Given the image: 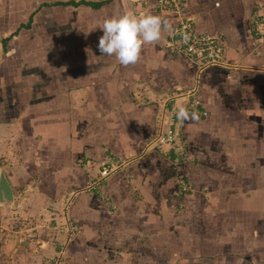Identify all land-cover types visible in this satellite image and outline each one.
<instances>
[{"label": "crops", "instance_id": "crops-1", "mask_svg": "<svg viewBox=\"0 0 264 264\" xmlns=\"http://www.w3.org/2000/svg\"><path fill=\"white\" fill-rule=\"evenodd\" d=\"M42 1L52 0H0V37ZM88 1L103 2L42 6L6 51L0 43L13 181L51 200L69 195V264H264V36L250 23L258 0L184 8L198 32L219 35L227 65L174 51L164 32L127 67L97 50L103 19L125 6L177 15L156 12L155 0ZM181 103L199 119H176ZM171 116L175 140L158 143ZM102 160L116 166L104 178Z\"/></svg>", "mask_w": 264, "mask_h": 264}, {"label": "rangeland", "instance_id": "rangeland-1", "mask_svg": "<svg viewBox=\"0 0 264 264\" xmlns=\"http://www.w3.org/2000/svg\"><path fill=\"white\" fill-rule=\"evenodd\" d=\"M12 135L6 138L0 131V168L8 179L14 162ZM13 193L10 204H0V264H69L63 253L75 229L66 214L69 195L51 200L31 185Z\"/></svg>", "mask_w": 264, "mask_h": 264}, {"label": "clouds", "instance_id": "clouds-1", "mask_svg": "<svg viewBox=\"0 0 264 264\" xmlns=\"http://www.w3.org/2000/svg\"><path fill=\"white\" fill-rule=\"evenodd\" d=\"M98 28L102 32L98 37V52L101 55L114 56L119 65L124 67L140 61L146 44L155 47L160 43L164 32L174 31L168 16L153 13L151 10L138 14L130 6L108 14ZM175 117L181 122H195L199 119L198 114L189 111L184 103L176 108Z\"/></svg>", "mask_w": 264, "mask_h": 264}, {"label": "built area", "instance_id": "built-area-1", "mask_svg": "<svg viewBox=\"0 0 264 264\" xmlns=\"http://www.w3.org/2000/svg\"><path fill=\"white\" fill-rule=\"evenodd\" d=\"M187 0H155V8L171 11L178 17V22L173 25L174 31L168 33V45L176 51L186 54L202 65L220 64L227 65L224 46L217 35L197 33L192 29V17L183 13ZM252 29L260 38L264 36V5L257 4L252 16ZM187 36V39H185ZM188 93L190 91L188 90ZM192 93V92H191ZM198 99L192 100L193 111H197ZM206 111H203L205 113ZM174 117L171 116L168 128L164 133L158 134V143L175 140ZM116 168L114 164L101 161L100 177L104 178Z\"/></svg>", "mask_w": 264, "mask_h": 264}, {"label": "trees", "instance_id": "trees-1", "mask_svg": "<svg viewBox=\"0 0 264 264\" xmlns=\"http://www.w3.org/2000/svg\"><path fill=\"white\" fill-rule=\"evenodd\" d=\"M102 2L103 1H88V0H52V1H42V2H40L39 3V5H37L30 13H29V15H28V17H27V19H26V21H23V22H20L9 34H7V35H5V36H1L0 37V43H1V45H2V49L4 50V51H6L7 50V48H6V46H7V43H8V41L10 40V39H12V37L14 36V35H17V33L20 31V29H22V28H24V29H27V28H29V27H31V23H32V21H33V17H34V14L42 7V6H51V5H59V4H72V5H80V4H88V5H90V6H92V7H96V8H98L101 4H102ZM187 2H188V0H187ZM187 2H186V4H185V6L183 7V13L184 14H186V15H188L187 14V12H185L184 11V8L186 7V5H187ZM257 4H262V5H264V0H258V1H256V2H254V5L251 7V16H250V23H251V18H252V16H253V14H254V11H255V9H256V6H257ZM156 12H162L161 10H157ZM177 17V16H176ZM170 21L173 23V25H175L177 22H178V17L176 18V19H174V18H172V16H171V19H170ZM194 24L195 23H192V29L195 31L196 30V32L197 33H203V34H208V35H217V34H215L216 32H206V31H203V32H198V30L195 28V26H194ZM218 37H219V35H217ZM174 51H176V50H174ZM177 52H180V51H177ZM182 53V52H181ZM210 65H214V64H209V66ZM1 72H3L2 71V69L0 70ZM9 178V177H8ZM10 182H11V184H12V187H13V189L15 188V189H17V188H20V187H22V184H19V185H17L14 181H13V179H12V177H10ZM43 188H45V187H43ZM45 191H46V189H45ZM47 192V191H46Z\"/></svg>", "mask_w": 264, "mask_h": 264}, {"label": "water", "instance_id": "water-1", "mask_svg": "<svg viewBox=\"0 0 264 264\" xmlns=\"http://www.w3.org/2000/svg\"><path fill=\"white\" fill-rule=\"evenodd\" d=\"M14 200L13 187L5 175L2 168H0V204H10Z\"/></svg>", "mask_w": 264, "mask_h": 264}]
</instances>
